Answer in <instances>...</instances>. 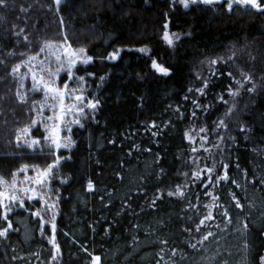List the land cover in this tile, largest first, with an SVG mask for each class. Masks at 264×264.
Here are the masks:
<instances>
[{"label":"trees","instance_id":"1","mask_svg":"<svg viewBox=\"0 0 264 264\" xmlns=\"http://www.w3.org/2000/svg\"><path fill=\"white\" fill-rule=\"evenodd\" d=\"M185 1L0 4V264H264V0ZM61 44L95 107L57 147L32 70Z\"/></svg>","mask_w":264,"mask_h":264},{"label":"rangeland","instance_id":"2","mask_svg":"<svg viewBox=\"0 0 264 264\" xmlns=\"http://www.w3.org/2000/svg\"><path fill=\"white\" fill-rule=\"evenodd\" d=\"M187 2L188 1L186 0L185 3ZM166 33L169 35V37H171L172 41L176 39V36H174V34L170 32ZM55 47L57 52L55 55L57 65L53 64L48 65L47 67L41 66V70L40 67H36V69H33L32 72L38 84L44 90L46 97L49 99V101H51L52 108H54L52 111H54L55 113L49 117V133L51 139L57 146V144L60 145L61 143L62 126L66 118L68 119L69 117L70 119L76 121L86 104L89 106L90 104H92V102H86L85 100H83V97L79 93H76L74 91H71V93L68 94V91L65 89V87H61L60 85L56 84L59 59H61L59 64H61V62H64L63 64H65L66 68L70 70L73 66L72 61L77 62L88 57L84 56L80 50L75 49L68 44H61ZM61 93H63V95H61ZM77 97H79V99H77ZM48 172L49 169H46L40 172V174L36 177H33L32 185L17 184L16 182L8 185L9 188L7 189V191L1 192L2 201L8 202L10 200H14L15 198L13 197V194H15L17 191L13 192V190L11 191L10 188L16 190L21 186V190L24 193H26L27 195L35 196L36 193L35 191H33L32 186L43 181Z\"/></svg>","mask_w":264,"mask_h":264},{"label":"snow or ice","instance_id":"3","mask_svg":"<svg viewBox=\"0 0 264 264\" xmlns=\"http://www.w3.org/2000/svg\"><path fill=\"white\" fill-rule=\"evenodd\" d=\"M4 2H5V0H0V4H3ZM57 2H59V0H57ZM193 2H195V0H193ZM205 2H211V0H205ZM245 2L251 3V4H253V6H258L256 4V0H245ZM164 38L169 44L172 43V39H171V37H169V35L167 33H165V37ZM80 51L83 52V49H81ZM141 51H146V50L145 49H141ZM111 58L115 59V55H113ZM90 60H91V57H88V58L84 59L83 62L84 63H88ZM72 63L75 64V61H72ZM153 67L156 68V70L159 71V72H166V69H164L163 67H160L159 65L155 64V62L153 64ZM61 95H63V93H61ZM77 99H79V97H77ZM89 107H95V105L94 104H90ZM33 143H36V142L34 141ZM57 146L59 147L60 145L57 144ZM89 187H91V185H89ZM201 223H203V221ZM2 235H4V233L0 232V236H2ZM205 239H207V237H205ZM98 260H99L98 257L94 258L93 264H97Z\"/></svg>","mask_w":264,"mask_h":264},{"label":"water","instance_id":"4","mask_svg":"<svg viewBox=\"0 0 264 264\" xmlns=\"http://www.w3.org/2000/svg\"><path fill=\"white\" fill-rule=\"evenodd\" d=\"M190 1H193V0H190ZM195 1H199L200 3L202 4H205V5H212V4H218V3H221L223 1H226V0H211V2H205V0H195ZM244 4L246 5H253L251 3H247L245 2V0H241ZM259 0H256V4L258 3Z\"/></svg>","mask_w":264,"mask_h":264}]
</instances>
